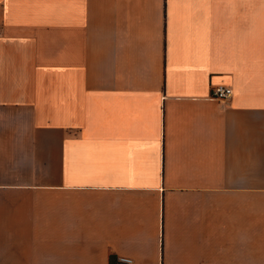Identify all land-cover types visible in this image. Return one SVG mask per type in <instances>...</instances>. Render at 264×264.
<instances>
[{"label":"crops","instance_id":"1","mask_svg":"<svg viewBox=\"0 0 264 264\" xmlns=\"http://www.w3.org/2000/svg\"><path fill=\"white\" fill-rule=\"evenodd\" d=\"M119 256L264 264V0H0V264Z\"/></svg>","mask_w":264,"mask_h":264},{"label":"built area","instance_id":"2","mask_svg":"<svg viewBox=\"0 0 264 264\" xmlns=\"http://www.w3.org/2000/svg\"><path fill=\"white\" fill-rule=\"evenodd\" d=\"M231 87L224 84L214 85L211 89V97L219 100H227L232 96ZM116 264H133V259L129 256H119Z\"/></svg>","mask_w":264,"mask_h":264}]
</instances>
